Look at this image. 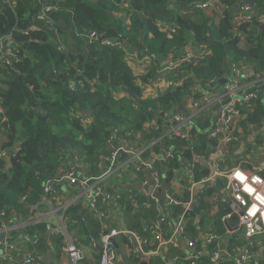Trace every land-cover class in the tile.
<instances>
[{"label": "trees", "instance_id": "1", "mask_svg": "<svg viewBox=\"0 0 264 264\" xmlns=\"http://www.w3.org/2000/svg\"><path fill=\"white\" fill-rule=\"evenodd\" d=\"M199 1L0 0V39L6 46L0 52V135L5 137L0 144V154L4 153L0 156V264H9L2 258L4 236L14 243L20 236L18 230L29 235L46 232L41 222L2 230L11 221L21 225L36 218L39 211L34 209L45 197L54 201L52 194L44 195L43 187L58 180L63 171H73L67 156L76 159V177L80 179V175L90 173L94 177L102 173L115 152L110 143L112 135L142 148L156 141L162 143L143 155L147 161L164 147H173L174 158L156 161L155 170L162 166L176 170L179 160L192 164L194 158L205 159L217 149L219 141L207 136L217 118L197 119L189 138L163 137L165 122L174 111L187 114L181 107L205 93L207 84L227 75L232 67H240L250 75L242 83L264 79V0H218L207 9L194 7ZM49 3L55 9L39 19V7ZM242 5H248L242 14L250 19L234 23ZM187 50L198 57L195 62L164 70L165 64ZM6 53L14 54V59L6 61ZM130 56L154 59L134 71L129 65ZM158 75L164 86L161 91L157 89ZM152 88L156 90L151 94ZM236 111L242 119L235 124L232 137L240 141V130L263 121L264 99L258 94L246 104L237 103ZM30 112L32 117H28ZM150 122L156 123L153 129L146 128ZM236 148L233 141L226 145L227 161L249 171L240 163V155L232 158ZM206 175L207 168L195 162L190 178L198 182ZM221 181H217L219 187ZM105 191L112 193L109 187ZM211 193L209 187L207 194ZM172 197L173 217L177 218L189 199L187 194ZM97 200L96 212L86 210L81 216L90 238L87 249H83L81 229L76 235L70 233L83 252L92 254L96 264L102 254L100 239L106 231L123 232L119 235L125 239L127 233L135 235L144 253L157 250L156 233L163 240L175 235L167 220L160 222V212L152 202L138 205L142 201L134 203L127 195L109 202H103L99 195ZM79 204L77 201L64 215L76 216ZM190 219V215L183 217V237H195ZM213 229L217 240L226 238L221 223ZM237 235L223 243L230 257L244 246L253 255L256 247L247 246L249 241L242 233ZM261 238L264 242V235ZM177 247L168 245L156 255H149L151 263L166 264L176 259L181 262L178 264H211V255L220 248L213 240L207 244L206 255L187 261L181 247ZM36 257L29 256L33 260ZM84 258L78 264H89ZM258 264H264L263 257Z\"/></svg>", "mask_w": 264, "mask_h": 264}, {"label": "crops", "instance_id": "2", "mask_svg": "<svg viewBox=\"0 0 264 264\" xmlns=\"http://www.w3.org/2000/svg\"><path fill=\"white\" fill-rule=\"evenodd\" d=\"M130 59L132 60L131 62ZM129 62L132 69H135V67L139 69L145 66L144 63H146V60L130 56ZM227 76L228 79H230L229 72ZM159 77H161V75H158L156 82L158 83L157 89L161 91L164 86L160 83L161 80ZM243 85H245V83ZM217 86V84L213 83L207 84L205 87L206 90L204 89L205 94L216 92ZM262 90L264 91V85L247 88L239 92L238 97H244L251 91L261 94ZM181 108L187 112V114H181L183 116L190 114L192 111L190 101L184 105V108ZM211 117H214L212 112ZM240 122L241 120L236 124H240ZM260 125H262V127H260ZM154 126H156L155 122L146 124L147 129H153ZM263 133L264 119L257 126H247L245 130H240L239 132L240 141L238 140L236 143L237 148L232 158L240 155V163L247 167V170H249L248 172H251L257 167H264ZM110 143L115 150L125 148L127 151H130V153H136L142 148L140 146H133L130 142L120 141L114 137V135L111 136ZM164 148L165 149L161 150L162 155L165 152H170V158L175 156V149L173 147L168 146ZM225 152L224 145L218 143L217 149L212 151L207 158H196L194 161L192 160V164H185L182 160H179V167L176 170L165 169L163 166L155 170L153 165L152 170L157 172L156 175H153L151 170L146 168L140 170L131 169L122 176L113 175L106 181L104 186L106 188L109 187L112 191L111 194L116 198L120 195H127L128 199L134 203L142 201L141 204L138 205H142L143 202L155 203L160 212V222L167 220L171 225V228L175 232L174 242L177 246L181 247L183 250L182 252L185 253V260H197L202 255L207 254V243L208 240L213 239V235H215L213 233V227L216 224L221 223L225 227L226 238L216 240L220 250L227 251L225 248L227 245L223 243H226L230 237L236 236L238 232L242 233V228L239 227L238 207L229 192V179L225 174L231 168H238L239 165L232 166V161H227L228 155ZM128 157H130L129 154L119 151L114 160L115 165L119 166L123 164ZM157 159L158 161L165 162L169 158L164 157L163 159ZM195 162L200 167L203 166L207 168V175L203 176L198 182H194L193 178H190V172ZM67 163L69 168L74 171L72 172L77 176L76 159L67 156ZM210 170H213L214 174L220 173L221 175L216 176L213 183H203L202 181L204 179L210 177ZM90 176V173L80 175L82 178H89ZM220 180H222V187H219V184H217V181ZM209 187L213 190V193L210 195L207 194V189ZM53 190L55 191L53 197L54 201L47 198L46 204L42 203L40 207L34 209V211L36 209L39 211L38 216L41 218V223L45 225L46 232L42 235H29L23 232V230H18L20 236L14 240L17 248L14 250V253H8L6 260L9 264H21L19 262H25L29 256H33L34 258L37 256L36 260H34V264H72L68 255L65 253L66 240L64 236L60 234V223L67 233L76 235V230H82L80 223L76 221V216H82V214L88 210V204L84 199H81L78 192L76 193L77 188L70 185L66 180L57 183ZM168 193H172L173 195L187 194L189 201L182 205V227H184V215H190L195 237L191 235L183 237L182 232L177 231V224L181 216L177 218L173 217V207L167 203L166 195ZM77 201H80L77 215L68 214L65 216V210L69 207L71 208V206H75ZM69 202L74 204L68 206ZM187 207H189V210L186 209ZM186 211L188 212L186 213ZM121 237L124 236L118 235L112 241L115 250L114 264H153L151 263V256L146 255L142 251L135 235L127 233L125 235V237H127L126 239ZM252 242L254 243L253 246L256 247V252L261 255L264 260L263 239L261 236L255 237ZM199 248L200 251H196ZM83 249H87L84 243ZM199 253H202V255H199ZM14 254L15 256H13ZM236 255L237 253L235 252V256ZM84 257V259H88L89 264H96L90 252L84 251ZM162 258L165 260L164 256H162ZM162 258L160 259L163 260ZM175 260L166 261V264L181 263L175 262ZM222 263L234 264L232 257L225 254H222L218 260V264ZM191 264L200 263L198 261H193Z\"/></svg>", "mask_w": 264, "mask_h": 264}, {"label": "built area", "instance_id": "3", "mask_svg": "<svg viewBox=\"0 0 264 264\" xmlns=\"http://www.w3.org/2000/svg\"><path fill=\"white\" fill-rule=\"evenodd\" d=\"M33 1L40 2L41 0H33ZM216 1L218 2V0H201L195 3L194 7L199 9H207L211 7L210 6L211 3H215ZM43 4H41V6L39 7L40 8V13L38 16L39 19L45 17V14L47 12L51 11L52 9H55L54 6L50 3L47 5H43ZM247 9H248V5L247 6L242 5L239 8L240 12L238 11L236 16L234 17V23L243 22L246 20L248 21V19H250L244 14H242V10L244 11ZM5 47L6 46L4 44L3 39H0L1 53H3ZM14 57L15 56L12 53H6L4 55L6 61H9L10 59H14ZM197 58L198 57L195 54H193L191 51L188 50L183 51L181 54H178L173 61H170L167 64H165L164 70L167 71L170 69H174L175 66L177 67L181 64L195 62ZM146 59L150 60V59H154V57H150V58L146 57L143 60ZM245 73L246 71L240 67L230 68L229 70L230 79L228 80L227 85L220 87L221 92L219 93L211 92L209 94H205L202 92L200 95L197 96V98L190 100V105L192 108L191 113L186 116L177 114L172 116L168 121H166L165 122L166 128H164L165 134L163 137L170 135L179 138H189V134L193 130L195 122H197L196 121L197 119L209 118V117L212 118L211 111L213 107L226 101L227 99H230V101L226 105L221 106L219 108V110L215 115L213 114L214 117L212 119L217 118V124L210 129V131L207 133V136L208 138L218 140L221 145H224V148L231 141H233V143H237L239 138H237L236 136H234V138L232 137V134L235 129V124L242 119V116L238 115L236 111L237 103L243 105L258 97V94L252 91L241 98L238 97V93L247 88L264 85V83L261 84V82L264 81V79H259L253 82L252 81L244 82L245 85H243L244 83H242L241 80L247 79L250 76L249 74L245 75ZM260 95L264 99L263 90L261 91ZM161 144L162 143L158 144V141H156L150 144L149 146L141 148L136 153H132V152L130 153V151H127L125 148L124 149L120 148L118 150H115V152L111 155L110 159L107 160V166L104 168L102 173L95 177L77 179L74 173L63 171L58 180H55L53 182H47L44 185L43 187L44 195L49 196L50 194H52L54 196L55 191L53 190V188L56 186V184L62 180H66L70 185L76 187L78 189L79 196L82 197L84 200H86L88 204L89 212L90 213L96 212L97 201H98L97 196L102 195L103 202H109L112 200L113 195L105 191L104 185L106 181L113 175L119 172H124L130 169L131 167H133L134 170H140L144 168L150 169L153 175L157 174L155 170H152L153 164L156 161H158L157 158L159 159H163L164 157L170 158L171 156L170 152H165L163 156L161 150H159V152L155 154V156L149 161H147L148 158L144 159L143 155L147 151H149L152 146L161 145ZM119 151H123L124 153L129 154L130 157H128L123 164L116 166L114 160ZM0 156L3 157L4 153L0 154ZM195 159L196 158H194L193 161ZM219 175L221 174L215 173L211 177L204 179L202 182L213 183L214 178ZM239 176L241 177V180H237ZM228 179H229V192L238 207L237 212H238L239 227L242 228L243 237L247 238L249 241L247 246H253L252 240L255 237L264 235V167L262 168L257 167L253 169L251 172L243 171L240 168H235L228 176ZM166 197H167V203L171 205L173 203L172 193H168ZM115 199L116 197H114L112 201H114ZM42 201H43L42 203L46 204L47 197H45ZM73 204L74 203L69 202L68 206H71ZM186 209L189 210V207H187ZM35 212H37V209L35 210ZM187 212L188 211H186V213ZM181 219L182 216L180 217V220L177 224V231L182 232L183 227H182ZM40 222H41V218L38 215L36 218L32 219L31 221L23 223L21 225L13 223L11 221L10 222L11 225L3 229L2 232L18 229L23 226L34 225ZM121 233L123 232H120L118 230H110L108 232L106 231L104 235L101 236L100 244L102 247V254L99 260V264H114L115 250L112 241ZM60 234L63 235L66 240L65 253L68 255L72 264H78V262L84 258V252L82 248H80L79 246H77V244L74 243L70 234L66 232L65 228L61 223H60ZM174 237L175 235L168 240H163L160 233H156L155 239L158 242L157 250L145 254L156 255L158 250L168 245L177 247V245L174 242ZM213 240H217V238L213 236V239H209L207 244L211 243ZM2 243L4 245L3 248L4 250L1 251L3 253L2 258L4 260H7L8 257L7 251L16 250L17 246L15 245V243H12V241L8 242L6 236L3 237ZM138 244L140 246L139 241ZM93 246H95V243L93 244ZM236 253L237 255L232 258L234 264H247L249 263V261H253L254 262L253 264H258V261L262 260V256L259 255L256 251H254L253 255H251L246 246L236 249ZM222 254L230 256V254H228L226 250H220L219 248L218 251L214 252L211 255L210 263L218 264V260ZM199 255H202V253H199ZM32 262H34L33 259L27 258L25 262H22L21 264H30Z\"/></svg>", "mask_w": 264, "mask_h": 264}, {"label": "water", "instance_id": "4", "mask_svg": "<svg viewBox=\"0 0 264 264\" xmlns=\"http://www.w3.org/2000/svg\"><path fill=\"white\" fill-rule=\"evenodd\" d=\"M227 83H228V76L227 75H223L220 79L214 81L213 84H217V85L220 84V85H224L225 86V85H227ZM209 84H211V83H209ZM229 101H230V99H227L226 101L216 105L215 107H213L212 112L216 113L221 106L226 105ZM176 113L177 112L174 111V112H172L170 114V116L172 117L174 115H177ZM161 114L163 115V113H161ZM32 116H33V113L30 112L28 117H32ZM260 127H262V125H260ZM212 175H213V170H210L209 176L211 177ZM76 221L80 223V226L82 228V231H83V234H84V237H85L84 238V246L88 247L90 245L89 233H88V230H87L86 226L83 224L80 215L76 216Z\"/></svg>", "mask_w": 264, "mask_h": 264}, {"label": "rangeland", "instance_id": "5", "mask_svg": "<svg viewBox=\"0 0 264 264\" xmlns=\"http://www.w3.org/2000/svg\"><path fill=\"white\" fill-rule=\"evenodd\" d=\"M146 60H147V59H146ZM131 61H132V60L130 59V62H131ZM129 65L131 66L130 63H129ZM136 66H137V65H136ZM137 69H138V67H135V69H133V70H134V71H137ZM159 79L161 80L162 77H159ZM159 89H161V88H159ZM154 90H155V89L152 88V89H151L152 92H150V93H151V94L154 93V92H155ZM143 92H144V90H143ZM4 142H5V137L2 136V135H0V144H2V143H4ZM235 168H237V167H235ZM235 168H231L228 172H226V175L229 176L230 173L232 172V170L235 169Z\"/></svg>", "mask_w": 264, "mask_h": 264}, {"label": "clouds", "instance_id": "6", "mask_svg": "<svg viewBox=\"0 0 264 264\" xmlns=\"http://www.w3.org/2000/svg\"><path fill=\"white\" fill-rule=\"evenodd\" d=\"M228 80H229V79H228ZM211 83H212V82H211ZM213 83H214V82H213ZM227 84H228V83H227ZM221 86H224V85H221ZM211 112H212V111H211ZM216 113H217V112H216ZM216 113H213V112H212V114H214V115H215Z\"/></svg>", "mask_w": 264, "mask_h": 264}, {"label": "bare ground", "instance_id": "7", "mask_svg": "<svg viewBox=\"0 0 264 264\" xmlns=\"http://www.w3.org/2000/svg\"><path fill=\"white\" fill-rule=\"evenodd\" d=\"M237 180H241V177L239 176V177L237 178Z\"/></svg>", "mask_w": 264, "mask_h": 264}]
</instances>
